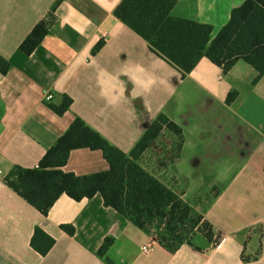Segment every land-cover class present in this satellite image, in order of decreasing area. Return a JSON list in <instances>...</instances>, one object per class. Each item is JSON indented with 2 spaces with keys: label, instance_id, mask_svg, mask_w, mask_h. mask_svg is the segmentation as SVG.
Listing matches in <instances>:
<instances>
[{
  "label": "crops",
  "instance_id": "1",
  "mask_svg": "<svg viewBox=\"0 0 264 264\" xmlns=\"http://www.w3.org/2000/svg\"><path fill=\"white\" fill-rule=\"evenodd\" d=\"M244 1L179 0L171 15L210 25L214 38ZM120 2L0 0V56L11 65L0 75V264H264V76L253 84L242 61L223 74L202 59L182 79L114 16ZM50 13L48 34L26 56L21 43ZM63 95L72 104L59 116L49 104ZM159 114L182 129L181 153L165 162L147 151L139 164L215 227L216 245L195 234L169 253L99 194L81 202L62 195L44 217L2 183L13 167L37 168L75 117L127 154ZM107 169L88 149L73 150L62 168L77 176ZM36 227L54 240L44 257L30 246ZM106 238L113 245L101 258Z\"/></svg>",
  "mask_w": 264,
  "mask_h": 264
},
{
  "label": "trees",
  "instance_id": "2",
  "mask_svg": "<svg viewBox=\"0 0 264 264\" xmlns=\"http://www.w3.org/2000/svg\"><path fill=\"white\" fill-rule=\"evenodd\" d=\"M178 1L121 0L114 9V16L143 39L151 52L175 68L182 79L202 59L221 68L223 74L242 61L256 73L253 84L264 76V0H245L234 8L228 22L214 38H211L210 25L171 15ZM53 19L50 13L34 26L19 47L23 54L33 53L48 34ZM102 46V42L97 43L92 54ZM10 68V63L0 56V75L5 76ZM236 97L237 92L229 93L226 103L230 105ZM71 104L72 99L63 95L59 105L49 104V107L62 116ZM165 132L176 143V154L172 158L176 159L182 150L183 132L164 114H159L150 123L127 154L75 117L40 159L37 168L13 167L1 180L44 217L62 195L81 202L99 194L105 207L153 236L155 242L169 253L176 252L183 244H190L195 234L216 245L221 236L215 227L180 194L166 187L139 164L143 154ZM78 149L100 151L108 169L86 176L64 172L62 168L70 153ZM60 229L69 236L75 233L71 225H61ZM53 245L54 240L42 229H34L30 246L37 254L44 257ZM112 245L113 239L106 238L98 256L102 258Z\"/></svg>",
  "mask_w": 264,
  "mask_h": 264
},
{
  "label": "rangeland",
  "instance_id": "3",
  "mask_svg": "<svg viewBox=\"0 0 264 264\" xmlns=\"http://www.w3.org/2000/svg\"><path fill=\"white\" fill-rule=\"evenodd\" d=\"M247 66V65H245ZM249 68V67H247ZM171 139H169L168 135H161L156 141L155 143L152 145L151 148H149L147 151L150 152L151 154H153V156H157L159 154V152H162V157H160V161L161 160H165L167 158V160H165V162L171 161L173 156H175L176 154V148H175V141L173 143V141H169ZM173 143V144H172ZM212 194V193H211ZM152 239L155 241L154 237L151 236Z\"/></svg>",
  "mask_w": 264,
  "mask_h": 264
},
{
  "label": "built area",
  "instance_id": "4",
  "mask_svg": "<svg viewBox=\"0 0 264 264\" xmlns=\"http://www.w3.org/2000/svg\"><path fill=\"white\" fill-rule=\"evenodd\" d=\"M51 99H52V95L51 94H47V95L44 96V100L47 101V102L50 101ZM0 175H1V172H0ZM142 252L145 253V254L148 253L149 252V247L148 246L142 247Z\"/></svg>",
  "mask_w": 264,
  "mask_h": 264
}]
</instances>
